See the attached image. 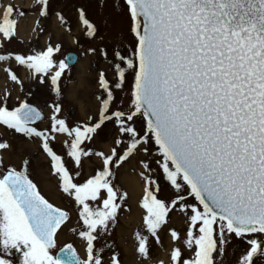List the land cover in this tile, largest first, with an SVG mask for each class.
Instances as JSON below:
<instances>
[{"label": "snow or ice", "instance_id": "snow-or-ice-1", "mask_svg": "<svg viewBox=\"0 0 264 264\" xmlns=\"http://www.w3.org/2000/svg\"><path fill=\"white\" fill-rule=\"evenodd\" d=\"M38 3L40 15L46 16L48 0ZM109 4L104 0L98 6ZM113 7L127 17L134 42L130 54L113 50L112 82L99 74L106 98L97 97V120L90 116L73 127L60 118L56 103L50 124L39 128L37 121L45 119L40 109L27 100L9 108L7 95L0 101V125L39 140L50 157L58 189L78 209L86 258L71 243L56 253L58 234L71 217L30 178V161L23 159L17 168L0 157V264H122L118 253L105 262L96 242L117 220L128 196L113 183V169L139 153L144 154L140 207L147 232H136L141 258L151 259L150 237L162 243L160 233L178 212L185 229L183 234L168 229L176 242L171 264H264V0H123ZM14 11L8 5L0 16V36L7 39L17 31ZM79 18L94 36L97 28L83 8ZM59 50L49 44L31 55L16 54L14 60L41 83L50 75L59 95L67 67L54 59ZM11 59L12 53L0 55V61ZM125 87L130 103L113 110L114 90ZM107 123L116 129L110 153L86 150V141ZM55 134L65 136L67 156L77 168L82 157L93 155L102 166L76 181L52 147ZM9 147L0 142V150ZM153 174L167 182L170 196L161 198Z\"/></svg>", "mask_w": 264, "mask_h": 264}, {"label": "rangeland", "instance_id": "rangeland-1", "mask_svg": "<svg viewBox=\"0 0 264 264\" xmlns=\"http://www.w3.org/2000/svg\"><path fill=\"white\" fill-rule=\"evenodd\" d=\"M103 3L104 0H48L47 15L41 16V6L38 0H0V16L8 5H12L15 10L13 18L17 20V31L14 38L7 39L0 36V44L3 45L0 47V55L8 53L13 55V59L9 61H0V101L7 95L9 108L18 106L24 100L36 106L45 115L43 123L37 124L39 128H45L50 124L51 106L56 103H59L62 108L60 118L65 119L73 127L77 124L83 125L90 116L93 117V122L97 120L100 107L97 97L106 98V93L99 85V74L104 72L106 78L112 82L115 79L114 69L110 63L113 50L127 49L130 54L131 45L134 42L129 32L127 17L119 14V7L115 10L113 7L122 4L123 0H110L107 8L98 6ZM81 8L85 10L87 18L97 28L94 36L88 35L86 26L80 21L79 10ZM49 44L53 47L57 45L60 47V50L54 54L57 65L59 61H65L69 52H75L79 57L75 66L67 65L65 68L59 81V95L53 90L50 75L41 83L37 79V74L20 66L14 60L16 54L31 55L46 50ZM92 49L95 51H91ZM105 52L108 53L107 58H105ZM83 65H90L98 78L89 86L96 93L90 103L83 95L77 94L84 86V84L81 85V81L88 84V73L82 71ZM7 69L18 76L19 83L10 79ZM128 91V87H125L123 91L114 90L116 99L113 103V110L128 106L130 103ZM55 135L57 139L52 141V147L58 155L64 158L66 166L76 181L82 182L94 175L95 171L102 166V160L93 155L82 157L81 166L77 168L74 160L67 156L68 148L62 142L65 136ZM115 137L116 129L111 123H107L98 136L92 141H86V150L104 151L109 154L111 147L114 146ZM0 142H7L10 145L7 151L0 150V157L4 162L19 168L22 160L28 159L30 178L37 183L42 194L55 205L69 212L71 219L63 225L58 234L56 253L60 248L71 243L81 259L86 258V242L79 236L82 222L78 219V209L71 198L58 189V177L51 174V160L40 147V141L25 137L0 125ZM154 148L153 145V151ZM141 159H144V154H136L118 169H113L115 174L113 183L121 193L127 192L128 196L126 202L122 203V210L118 213L117 220L109 227L107 233L98 238L96 247L103 248L101 255L105 262L109 261L113 254L118 253L122 264H160V261L164 264H171L170 253L176 242L171 239L168 229L176 228L182 234L185 229L184 218L178 212L171 214L169 225L160 233L162 243L157 244L154 238L150 237L151 259L141 258L136 251V232L139 230L147 234L142 221L143 210L140 207L144 188V180L140 175L142 165L139 160ZM153 167H155L154 164ZM76 172L80 175L76 176ZM129 177H135L138 181L139 188L136 192L129 184ZM153 178L158 179L155 174ZM158 183L162 188L161 198L170 196L171 192L167 182L158 179ZM229 259H234V257H229Z\"/></svg>", "mask_w": 264, "mask_h": 264}, {"label": "bare ground", "instance_id": "bare-ground-1", "mask_svg": "<svg viewBox=\"0 0 264 264\" xmlns=\"http://www.w3.org/2000/svg\"><path fill=\"white\" fill-rule=\"evenodd\" d=\"M85 65H87V64H85ZM85 65H83L82 71L84 73H88V76H87L88 84L86 85L85 81H81V85L84 84V86H83V89H81L80 92L77 94L83 95V97L87 100V102L90 103L92 101V97L96 93L94 90L92 91L89 86L92 85V83H94L98 78L95 76V72H94L95 70H92L90 65L89 66H85ZM103 66L105 67V65H103ZM129 184H130V186L134 192H136V190L139 188L138 181L135 177H129Z\"/></svg>", "mask_w": 264, "mask_h": 264}, {"label": "water", "instance_id": "water-1", "mask_svg": "<svg viewBox=\"0 0 264 264\" xmlns=\"http://www.w3.org/2000/svg\"><path fill=\"white\" fill-rule=\"evenodd\" d=\"M78 55L74 52H70L67 54L66 56V63L69 66H74L77 62H78ZM37 123H39V121H37ZM59 253V252H58Z\"/></svg>", "mask_w": 264, "mask_h": 264}]
</instances>
